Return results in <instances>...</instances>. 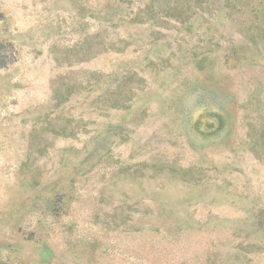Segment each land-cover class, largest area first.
<instances>
[{
    "label": "rangeland",
    "instance_id": "rangeland-1",
    "mask_svg": "<svg viewBox=\"0 0 264 264\" xmlns=\"http://www.w3.org/2000/svg\"><path fill=\"white\" fill-rule=\"evenodd\" d=\"M0 264H264V0H0Z\"/></svg>",
    "mask_w": 264,
    "mask_h": 264
},
{
    "label": "trees",
    "instance_id": "trees-1",
    "mask_svg": "<svg viewBox=\"0 0 264 264\" xmlns=\"http://www.w3.org/2000/svg\"><path fill=\"white\" fill-rule=\"evenodd\" d=\"M4 67L3 64L0 63V68Z\"/></svg>",
    "mask_w": 264,
    "mask_h": 264
}]
</instances>
